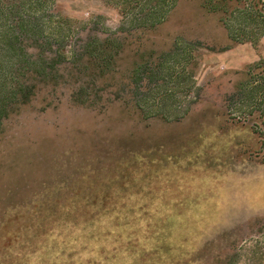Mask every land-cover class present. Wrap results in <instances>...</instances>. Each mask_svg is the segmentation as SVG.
Returning a JSON list of instances; mask_svg holds the SVG:
<instances>
[{
  "label": "rangeland",
  "instance_id": "obj_1",
  "mask_svg": "<svg viewBox=\"0 0 264 264\" xmlns=\"http://www.w3.org/2000/svg\"><path fill=\"white\" fill-rule=\"evenodd\" d=\"M21 1L10 9L0 0V42L24 32L17 40L40 44L45 61L60 54L53 66L64 77L3 122L0 264H215L225 254L231 264H264V103H235L239 123L224 114L225 93L264 58V36L227 43L199 0H178L169 15L170 0ZM19 15L23 30L12 27ZM95 37L107 39L111 80L77 94L80 104L72 93L94 65L76 73L68 51ZM80 188L88 192L73 195ZM33 194L46 213L9 251L1 230L9 219L8 233H23ZM60 211L63 235L83 233L45 247Z\"/></svg>",
  "mask_w": 264,
  "mask_h": 264
},
{
  "label": "trees",
  "instance_id": "obj_2",
  "mask_svg": "<svg viewBox=\"0 0 264 264\" xmlns=\"http://www.w3.org/2000/svg\"><path fill=\"white\" fill-rule=\"evenodd\" d=\"M10 1L11 3L8 6L10 9L21 8V0H3L2 6L8 4ZM170 1L173 6L170 8L167 15H169V13L176 7L178 0ZM198 3L204 16H206L205 18L210 16L213 17L215 19V25L217 24L221 27L227 43L229 42V44H234L250 42L252 44H256L258 40L255 37L257 36L260 38L264 36V0H199ZM24 21L25 20L19 15L17 18L13 19L14 25H12V27L23 30L26 27ZM164 21L165 18L163 17L158 24H161ZM5 28L6 26L2 27V30H0V37L4 39H6L5 35H7V30ZM23 33L24 32H17L14 36V41L11 43L0 42V134L3 131V122L11 114L17 112L21 106L29 103L41 87L47 84H56L58 77H64L62 75L63 73L58 74L59 72H57L56 68L53 66L56 64L54 61L56 60L55 57L60 56V54L53 51L52 53L54 54V57L49 56L50 58L48 57L49 59L45 61L41 58V56H39V53H43L45 50V48L43 49L40 44L28 46L17 40L18 38H21ZM93 39L95 41L99 40V42L96 45L90 46L88 43L90 40H88V42H86L80 49L72 46V49L68 51V53L72 54V62L74 64L73 69H76V73L86 75L85 71L89 65L91 63L94 65L95 73L90 75L91 82L87 83V86L84 87L85 82L83 80H78L75 91L72 93V99L80 104L83 102H79L78 98H76L77 94H81L93 87L96 88L102 85L104 81L111 80V75L109 76L110 70L107 67L112 55H109V45H105L107 39H104V41L97 37ZM196 43L197 44H193L191 41L187 42L189 46L193 47L200 45V42ZM48 46L51 48L50 45ZM201 46L203 47V45ZM28 47L36 51L32 52L34 56H29L27 52ZM204 48L214 51L213 46L206 45ZM113 64L115 63L113 62ZM110 96V101L112 102H118L120 99V96L116 94L115 90L114 93L112 92L110 94ZM99 97L101 96L99 95L98 98L97 96H94V99H99ZM235 98L237 99L234 102ZM252 99L259 104L262 102L264 103V58L259 59V61L251 64L250 66L248 65L242 76L234 83L232 89L225 93V112H223L226 119L231 122L236 121L239 123L241 120H237L233 116L232 112L235 107V103L240 100L245 110L249 107L248 100ZM89 101L91 102V100ZM248 128L254 133H260L259 130L255 131V128L251 125ZM131 157H133V155H131ZM130 159L131 164L136 162L134 158ZM71 192L74 195L77 194V192L82 193L88 191L84 188H80V190H76V193L72 190ZM43 199L44 198L40 195L33 194V197L28 204L29 207L26 208L23 213V217L26 221L23 224L22 234H20L21 229L19 225H17V227L14 228V231L9 234V219L5 222L6 224L1 231H3V233L5 232L4 244L7 245V249L9 251H12L13 248H18L22 241H24L25 236L23 235L25 232L31 231L34 228L31 223L32 219L34 222H37V216L45 212L41 209L45 204L42 203ZM114 208H116L115 212L124 213L126 210L123 208L127 207L120 205L114 206ZM19 212L17 213L19 214ZM15 215V219L20 217L17 214ZM65 216V213L61 211L55 215L51 233L41 240V242H47L45 247H48L50 243V247L54 249V245L58 242V248H60L61 245L64 247L72 245L76 241L77 237L81 236L83 233L82 230H74V232L70 235H63L68 233L65 232L67 227L63 225L66 220ZM15 219H10L11 225H13V221H15ZM60 224L63 225V230L59 235H57L54 229L56 225L60 226ZM31 237L32 235L30 232V235L27 236V242L31 241ZM214 263L231 264V256L229 254L219 256L214 260Z\"/></svg>",
  "mask_w": 264,
  "mask_h": 264
}]
</instances>
